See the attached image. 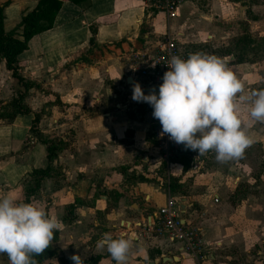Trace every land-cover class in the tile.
Wrapping results in <instances>:
<instances>
[{"label": "crops", "instance_id": "crops-1", "mask_svg": "<svg viewBox=\"0 0 264 264\" xmlns=\"http://www.w3.org/2000/svg\"><path fill=\"white\" fill-rule=\"evenodd\" d=\"M37 1L0 0L4 31L16 29ZM197 1L186 0L180 5L176 16L180 23L176 25L171 18L148 9L142 0L65 1L53 27L30 38L18 55V74L37 87L28 89L22 100L28 114H17L7 122L0 119V195H20L25 202L43 204L48 214L60 221L56 256L43 264L73 263L69 259L72 254L83 260L99 257L95 264H114L106 249L96 246L104 233L133 238L127 264H165L155 260L168 255L179 257L172 264H195L165 235L145 230V222L152 220L168 192L152 186V174L138 171V159L147 164L160 161L152 139L157 125L152 108L142 111L138 105L143 102L127 109L133 100L125 91L132 94L126 80L133 52L151 49L166 35L182 46L189 37L207 42L215 30L210 23L212 10L236 4L202 0L208 3L209 13L201 11ZM194 17L203 20L208 29L205 36L188 31ZM18 91L24 90L1 61V104L6 105ZM35 114L39 116V133L54 139L59 150L52 161V176L44 178L39 190L28 196L29 175L47 165L46 145L29 130ZM182 206L186 207L180 203L181 210ZM212 257L207 252L200 264ZM0 264H10L6 254L0 253Z\"/></svg>", "mask_w": 264, "mask_h": 264}, {"label": "rangeland", "instance_id": "rangeland-1", "mask_svg": "<svg viewBox=\"0 0 264 264\" xmlns=\"http://www.w3.org/2000/svg\"><path fill=\"white\" fill-rule=\"evenodd\" d=\"M197 3L201 11L210 9L206 1ZM246 5L249 10L239 3L209 10L214 13L210 22L215 27L212 38L203 42L199 37H189L183 47L189 53L222 58L242 83L243 91L237 94L235 103L244 130L253 140L251 146L242 158L223 163L215 159L212 151L184 163L136 161L139 173L153 175L152 186H159L162 192L169 187L171 195L186 205L182 206V214L201 229L202 237L209 243L206 253L213 256L204 264H264V122L253 121L248 114L249 102L241 99L253 90L264 89V0H248ZM179 17L170 19L172 25L180 23ZM189 23V32L202 37L208 33L201 18L194 17ZM246 37L252 42H246ZM240 51L254 61L238 63L235 55ZM134 103H128L129 111ZM138 105L142 111L151 108L144 102ZM2 107L0 100V110Z\"/></svg>", "mask_w": 264, "mask_h": 264}, {"label": "clouds", "instance_id": "clouds-1", "mask_svg": "<svg viewBox=\"0 0 264 264\" xmlns=\"http://www.w3.org/2000/svg\"><path fill=\"white\" fill-rule=\"evenodd\" d=\"M166 65L158 91L145 94L134 82L131 99L149 104L162 134L197 156L212 151L221 163L242 158L253 140L237 115L235 100L243 85L225 61L196 52L186 59L172 56ZM241 99L249 102L250 118L264 122V89L253 90ZM60 227L45 205L7 193L0 195V253L7 255L10 264H36L34 256L49 247ZM132 244L131 236L114 238L104 233L96 246L106 249L114 264H127ZM69 259L73 264H84L80 255L72 254Z\"/></svg>", "mask_w": 264, "mask_h": 264}, {"label": "built area", "instance_id": "built-area-1", "mask_svg": "<svg viewBox=\"0 0 264 264\" xmlns=\"http://www.w3.org/2000/svg\"><path fill=\"white\" fill-rule=\"evenodd\" d=\"M146 7L154 12L175 18L180 5L186 0H142ZM190 53L170 36H163L155 41L149 50H137L130 56L128 75L132 84L138 82L146 94L147 86L158 87L162 83V75L168 70L167 65L172 56L186 59ZM157 127L152 139L160 156L159 163L168 165L172 160L184 157L190 160L198 158L195 151L184 148L182 144L172 141L167 134H162L161 125L155 119ZM162 206L157 209L150 222H145V230L163 234L176 245L177 251L189 257L195 264H200L206 256L209 243L202 237L201 229L183 218L180 199L169 194Z\"/></svg>", "mask_w": 264, "mask_h": 264}, {"label": "trees", "instance_id": "trees-1", "mask_svg": "<svg viewBox=\"0 0 264 264\" xmlns=\"http://www.w3.org/2000/svg\"><path fill=\"white\" fill-rule=\"evenodd\" d=\"M65 1L78 4L85 0H38L35 7L21 17L16 29L7 33L3 29V14L2 7L0 6V62L4 61L5 67L10 73V77L13 78L24 90L18 91L17 95L2 107L0 110V119L11 121L17 114H28L30 112L29 108L22 103V100L25 92L30 88L37 87V84L24 80L23 77L18 74L16 67L17 57L27 48V43L30 38L53 27L55 15ZM230 1L244 5L246 6V9L249 10V7L246 5L248 0ZM18 29L20 30L19 33L17 32ZM93 40V36L90 37L89 43H93ZM246 42H252V39H250V37H246ZM235 56L238 63L254 61L251 58H247L244 51H240ZM38 120L39 116L35 114L29 130L31 134L35 135L43 144L46 145L47 165L44 168L34 169L29 175L32 183L28 189V196L39 190L40 182L44 178L52 176L55 171L52 161L57 155V150H59L58 144L54 139L44 137L41 133H39L37 129ZM176 160L179 163H184L187 162L188 159L180 157ZM56 241L57 231H54V236L49 244V247L40 255L34 256L36 264H43L46 259L56 256L57 252L54 248V243ZM98 258L99 257H92L88 260H84V264H95Z\"/></svg>", "mask_w": 264, "mask_h": 264}, {"label": "water", "instance_id": "water-1", "mask_svg": "<svg viewBox=\"0 0 264 264\" xmlns=\"http://www.w3.org/2000/svg\"><path fill=\"white\" fill-rule=\"evenodd\" d=\"M127 83L130 85V88H132V78L130 77V75H128L127 77ZM146 94H148L150 91L151 92H156L158 91V87H153V86H147L145 88ZM179 260V257L177 256H163L158 260H155V263H158L159 261L165 263V264H172L173 262H177Z\"/></svg>", "mask_w": 264, "mask_h": 264}, {"label": "bare ground", "instance_id": "bare-ground-1", "mask_svg": "<svg viewBox=\"0 0 264 264\" xmlns=\"http://www.w3.org/2000/svg\"><path fill=\"white\" fill-rule=\"evenodd\" d=\"M133 236V235H132Z\"/></svg>", "mask_w": 264, "mask_h": 264}]
</instances>
